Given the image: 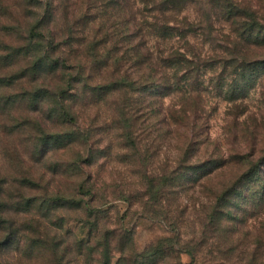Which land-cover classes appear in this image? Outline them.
<instances>
[{
	"label": "rangeland",
	"instance_id": "obj_1",
	"mask_svg": "<svg viewBox=\"0 0 264 264\" xmlns=\"http://www.w3.org/2000/svg\"><path fill=\"white\" fill-rule=\"evenodd\" d=\"M85 1L0 0V264H264V179H239L220 200L246 165L227 163L198 177L213 158H228L233 148L246 153L256 126L260 141L264 79L236 117L208 82L199 127L183 146L179 133H165L163 118L178 108L179 93L161 100L160 113L150 97L146 113L131 120L118 113L121 91L93 93L110 77L98 60L110 45L99 28L102 7L91 0L82 9ZM181 1V14L204 26L205 0ZM151 8L133 5L136 17L149 21ZM34 25L43 38L32 37ZM214 27L218 37L226 31L221 21ZM204 32L196 26L187 36L202 53L212 47ZM145 39L156 53V38ZM43 54L58 58V67ZM159 176L171 181L159 184ZM150 180L161 187L155 199ZM55 196L65 201L57 205Z\"/></svg>",
	"mask_w": 264,
	"mask_h": 264
},
{
	"label": "trees",
	"instance_id": "obj_2",
	"mask_svg": "<svg viewBox=\"0 0 264 264\" xmlns=\"http://www.w3.org/2000/svg\"><path fill=\"white\" fill-rule=\"evenodd\" d=\"M96 1L102 7L97 16L102 20L99 28L102 24L106 28L102 42L108 41L110 45V54L98 60L102 61L100 65L105 67L110 77L105 79L106 82L94 86L93 93L101 96L121 91L124 98L118 103L117 109L124 120L133 119L138 111L146 113L150 97L157 100L160 113L161 100L179 93L181 98L178 108L163 115L168 121L165 133H179L185 140L182 145L188 146L194 131L199 127L197 112L201 108L202 94L208 91V82L215 86L216 95L230 104L228 110L236 117L245 110L242 99L247 96L249 89L264 79V0H205L208 17L204 26L195 25V21H189L186 14H181L184 9L181 0H139L144 8L152 2L150 10L155 13L151 14V21L143 16L136 17L137 10H133V5L137 0ZM85 3L86 6L82 4V9L88 10L93 6L91 0H86ZM179 15H182L181 24L176 25ZM218 21L223 22L226 27L221 37L216 36L217 30L214 27ZM196 26L205 30L204 40L212 45L207 52L196 50L187 40V36L194 35ZM36 28L35 25L32 26V37L43 38ZM146 35L156 38V53L145 45ZM94 39L95 36L90 40L93 47L101 43ZM170 40L172 43L169 46L161 48L164 42ZM180 41L183 44L179 46ZM95 55L92 52L93 59ZM43 57L44 61L52 62L54 67H58V58H51L47 54H43ZM77 63L79 62L76 60L75 64ZM96 66L98 65L91 66V71ZM99 73L103 74L101 71ZM133 92L138 93V99L131 98ZM136 129L135 127L132 132ZM257 129V126L251 129V139L243 144L246 153H239L237 148H233V153L228 158H213L199 167L202 172L198 177L207 178L227 163L237 164L239 167L246 165L245 170L233 180L231 186L221 192L218 199L225 200L235 190L239 179H254L258 176L263 182L264 134L258 141ZM189 170L193 171V168ZM164 177H158L159 184L171 181L169 176L166 179ZM149 183L148 192L155 199L161 187L155 186L152 180ZM261 189L264 193V182ZM52 200L57 205L65 201L60 196L52 197ZM155 261L154 258H142L134 262L154 264Z\"/></svg>",
	"mask_w": 264,
	"mask_h": 264
}]
</instances>
